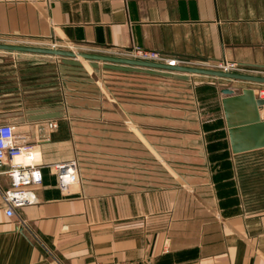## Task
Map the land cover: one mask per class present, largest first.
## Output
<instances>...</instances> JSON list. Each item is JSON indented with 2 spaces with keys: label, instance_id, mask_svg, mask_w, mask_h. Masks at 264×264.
<instances>
[{
  "label": "crops",
  "instance_id": "1",
  "mask_svg": "<svg viewBox=\"0 0 264 264\" xmlns=\"http://www.w3.org/2000/svg\"><path fill=\"white\" fill-rule=\"evenodd\" d=\"M0 43L264 70V0H0ZM67 59L0 50V124L43 172L15 217L0 174V264H264V148L233 152L222 93L264 84L118 64L113 90Z\"/></svg>",
  "mask_w": 264,
  "mask_h": 264
},
{
  "label": "built area",
  "instance_id": "2",
  "mask_svg": "<svg viewBox=\"0 0 264 264\" xmlns=\"http://www.w3.org/2000/svg\"><path fill=\"white\" fill-rule=\"evenodd\" d=\"M58 48L52 44L51 48ZM72 51L78 52L74 47ZM122 58L141 60L148 62L163 63L169 65H180L186 67L206 68L226 73H235L251 76L264 77V70L257 67H250L241 63L222 59L213 64H202L192 60H183L164 55L158 51L146 50L134 47L119 55ZM258 97L264 99V88L258 91ZM54 127L55 125H50ZM33 147L20 142L15 135V127L10 124H0V174L6 175L11 182L12 188L4 194L6 214L9 217L17 216L18 208L35 203L34 189L42 185L43 172L39 165L34 162ZM253 155L255 154L252 152ZM241 160L246 159L244 155ZM255 155L253 159H259ZM250 159V156L247 158ZM58 187L63 192L69 191L72 184L79 181V166L76 161L58 163L53 166ZM95 264H134V263H104L96 261Z\"/></svg>",
  "mask_w": 264,
  "mask_h": 264
},
{
  "label": "water",
  "instance_id": "3",
  "mask_svg": "<svg viewBox=\"0 0 264 264\" xmlns=\"http://www.w3.org/2000/svg\"><path fill=\"white\" fill-rule=\"evenodd\" d=\"M0 50L12 52H30L47 54L63 57H79L84 60H96L101 62H111L116 64L131 65L150 69H160L167 71L183 72L189 74H201L217 78L231 79L235 81H244L248 83L264 84V77L242 75L235 73H226L216 70L186 67L180 65H169L156 62L126 59L111 55H101L86 52H74L66 49L38 47L28 45H14L0 43ZM223 107L227 125L229 128V137L234 153H242L249 150L264 148V120L259 116V110H264V99L257 98L252 88L237 91L225 88ZM251 106V113L254 118H248V107ZM246 131V132H245ZM251 131V134L249 132ZM248 140H251L249 143Z\"/></svg>",
  "mask_w": 264,
  "mask_h": 264
},
{
  "label": "rangeland",
  "instance_id": "4",
  "mask_svg": "<svg viewBox=\"0 0 264 264\" xmlns=\"http://www.w3.org/2000/svg\"><path fill=\"white\" fill-rule=\"evenodd\" d=\"M68 62L74 63L75 65H102V69L106 71L105 75H107V80H108V86L110 89V86L113 90H115L116 86V81L120 79L121 82V77L125 78L126 75L128 76V79H131V77H134L132 73H125L123 71H126L125 67H120L116 63H111V62H101V61H96V60H84L79 57H75V59H67ZM94 67V66H93ZM94 69V68H93ZM97 69V68H95ZM98 70V69H97ZM131 74V75H130ZM129 84L131 83L130 80L127 81ZM120 86H118L119 88Z\"/></svg>",
  "mask_w": 264,
  "mask_h": 264
}]
</instances>
